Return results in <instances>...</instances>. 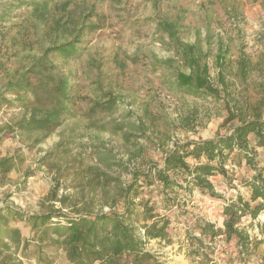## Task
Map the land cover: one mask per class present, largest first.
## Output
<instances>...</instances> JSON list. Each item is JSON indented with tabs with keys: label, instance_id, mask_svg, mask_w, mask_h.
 Listing matches in <instances>:
<instances>
[{
	"label": "rangeland",
	"instance_id": "obj_1",
	"mask_svg": "<svg viewBox=\"0 0 264 264\" xmlns=\"http://www.w3.org/2000/svg\"><path fill=\"white\" fill-rule=\"evenodd\" d=\"M22 3L29 0H0V157L14 161L0 177V205L26 213L59 208L50 200L54 189L57 198L72 196L67 205L94 195L93 202H102L115 183L129 179L133 167L160 165L173 141L223 133L230 124L221 126L227 112L220 74L240 105L256 106L264 117V0H53L47 20L31 19L32 24L30 8ZM79 28L80 56L43 59L46 47L72 40ZM183 45L193 46L207 64L218 94H192L176 87V74L188 72ZM240 59L251 67L245 78L238 73ZM41 67L43 73L69 81L74 101L48 134L18 130L29 113L5 90L11 80L31 70L30 81L36 83ZM107 100L115 102L109 111L89 110ZM255 150L263 165L264 148ZM248 175L237 160L231 161L225 178H211L223 199L178 190L175 205L162 202L175 186L164 194L160 185L144 187L141 197L155 200L170 221V242L154 239L146 249L167 264H264V239L248 255L238 254L233 243L225 244L223 237L209 241L198 230L204 221L222 227V203L237 192L247 197L240 179ZM263 220L264 211L248 228L251 239L262 238L255 224ZM241 221L245 225L250 218ZM10 225L26 237L32 235L22 221ZM194 250L200 255L192 254ZM57 259L52 264H63Z\"/></svg>",
	"mask_w": 264,
	"mask_h": 264
},
{
	"label": "trees",
	"instance_id": "obj_2",
	"mask_svg": "<svg viewBox=\"0 0 264 264\" xmlns=\"http://www.w3.org/2000/svg\"><path fill=\"white\" fill-rule=\"evenodd\" d=\"M52 1L29 0V3H22L30 8L28 22L32 24L31 19L45 22ZM64 4L67 6L68 3ZM54 23L58 25L57 19ZM82 32L83 28H79L72 40L46 47L43 59L49 61L55 55L64 59L80 56ZM180 50L188 72L176 74V87L192 94L198 91L218 94L219 90L210 81L207 64L201 62L194 47L183 45ZM40 69L35 73L38 76L36 83L30 81L29 75L34 72L31 70L29 74L24 73L11 80L5 90L13 92L20 108L29 113L18 123V130L48 134L61 123L74 101L67 79L52 72L43 73L42 67ZM250 70L249 61H238V73L242 78ZM218 76L227 112L221 126L230 124L223 133H215L208 138L173 141L160 165L152 164L144 169L133 167L128 172L129 179L115 183L111 194L104 193L102 202H93L94 195L89 201L72 200L67 205L72 196L62 194L57 198L54 189L50 200L57 201L59 208L26 213L10 204L0 205V264H24L23 259L35 264H52L56 257L63 264H167L147 250L146 245L154 239L169 243L167 228L170 221L159 211L155 200L150 202V199L141 197L143 188L160 185L164 194L175 186L173 195L162 197V202L171 201L170 205L176 204L178 190L186 194L197 191L209 198L223 199L211 177L220 175L225 178L228 174L226 164L233 160H237L250 174L240 179L247 197L237 192L234 198L223 201L222 227L204 221L198 227L199 234L209 241L223 237L225 244L233 243L238 254L248 255L256 250L264 239V220L255 224L262 238L251 239L248 228L264 211V164L257 160L255 150L256 147L264 148V117L258 107L240 105L238 99L231 96L221 74ZM114 105L113 100H107L95 103L89 110L109 111ZM13 165L12 157H0V177H5ZM245 216L250 218V222L244 225L241 219ZM18 221L29 226L30 237L10 225ZM191 252L200 255L198 250Z\"/></svg>",
	"mask_w": 264,
	"mask_h": 264
},
{
	"label": "crops",
	"instance_id": "obj_3",
	"mask_svg": "<svg viewBox=\"0 0 264 264\" xmlns=\"http://www.w3.org/2000/svg\"><path fill=\"white\" fill-rule=\"evenodd\" d=\"M209 137H212V136H209ZM203 138H208V137H203ZM188 161H190V160H188ZM234 161V160H233ZM231 165V161H228V163L226 164V167L228 168L229 166ZM220 177H222V176H220V175H215V176H212L211 178H214L215 180H219L218 178H220ZM223 178V177H222ZM211 180H213V179H211ZM247 194V193H246Z\"/></svg>",
	"mask_w": 264,
	"mask_h": 264
}]
</instances>
